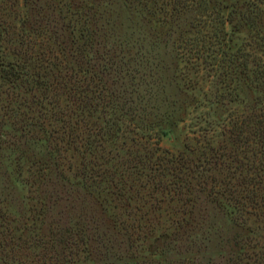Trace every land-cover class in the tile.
<instances>
[{"label":"trees","instance_id":"1","mask_svg":"<svg viewBox=\"0 0 264 264\" xmlns=\"http://www.w3.org/2000/svg\"><path fill=\"white\" fill-rule=\"evenodd\" d=\"M112 2L0 0V126L19 133L0 132V145L44 149L28 172L32 183L52 184L55 198L53 172L62 176L67 170L61 151H77L103 160L100 181L108 179L117 188L118 200L127 199L125 190L144 189L145 197L135 199L147 202L153 215L161 201L181 207L202 192L235 221L255 216L264 231V110L251 109L224 122L219 137L204 129L195 132L185 150L162 147V131L156 130L155 137L148 133L149 126L159 125L158 105L152 103L158 99L154 73L159 61L150 60L156 56L150 53L148 33L132 42L116 33ZM122 5L162 28L155 35L159 46L175 51L194 73L205 70L217 100L232 99L240 83L264 92V0H122ZM244 31L247 37L237 42L234 35ZM135 44L139 47L131 53ZM127 126L144 128L137 132ZM119 138L130 145L119 146ZM93 169L81 162L77 173L90 177ZM180 207L173 213L178 215ZM170 222L172 229L157 236L159 245L152 247V255L163 261L144 264H164L168 256L178 259L169 264H214L194 249L198 222L173 217ZM133 227L153 235L149 225ZM54 233L53 264H75L88 238L76 227H56ZM95 236L91 245L110 256L96 257L97 262L131 264L111 251L109 238ZM251 264H264V242Z\"/></svg>","mask_w":264,"mask_h":264},{"label":"rangeland","instance_id":"2","mask_svg":"<svg viewBox=\"0 0 264 264\" xmlns=\"http://www.w3.org/2000/svg\"><path fill=\"white\" fill-rule=\"evenodd\" d=\"M112 1L114 23L118 26L116 33L124 39L132 38L130 42L148 33L150 53L156 56L150 60L153 65L159 61L158 70L154 73L158 75L155 83L158 99L152 100L159 106V109L158 106L154 107L159 112V125L149 126L152 129H148V133L155 137L156 130L162 131V147L171 151L185 150V143L191 141L195 132L204 129L219 137L224 122L238 119L251 109L264 110V92L245 83L238 84L237 93L232 99L223 102L217 100L219 96L213 79L205 70L194 73L175 51L158 45L155 35L161 33V27L143 22L139 15L123 7L122 0ZM262 18L264 25V14ZM261 30L264 36V26H261ZM247 35L244 31L234 35V38L240 42ZM160 37L165 38L162 34ZM137 47L139 45L135 44L130 48L131 53ZM127 127L137 132H142L139 128H144ZM0 132L19 134L10 126H0ZM130 143L129 139L124 138L116 141L123 148H127ZM43 150L33 148V145L29 148L23 144L20 148L8 147L6 143L0 145V264H53L54 260L50 256L56 254V227L79 228L84 238H88L86 251L75 257V264H81L82 261L84 264H100L101 261L97 262L96 257L110 258L105 256L104 248L98 250L91 245L90 238L94 233L95 237L109 238L115 247L111 251L125 257L131 264H144L155 258L163 261L162 257L152 255V247L158 244L157 236L159 238L172 229L170 217L177 220L183 218V223L193 220L198 222L194 249L199 251L198 256L211 257L214 264H231L230 259L234 264H251L264 242L263 223L260 220L246 214L247 220L235 221L223 205L202 192L192 194L186 205L181 207L161 201L156 205L154 215L147 202L135 199L137 194L138 197H145L144 189L125 190L127 199L118 200L117 188L108 179L100 181L101 170L106 164L87 153L61 151L66 156L61 157V162L67 170L62 176H56L53 172L52 178H57L55 188L59 192H54L56 198L50 196L52 184L32 183L28 172ZM81 162L94 167L92 176L83 177L77 173V166ZM123 203L127 205L123 207ZM174 207L181 208L179 216L173 213ZM135 214L136 218H131ZM139 225H149L153 228V235L139 229L132 230L135 228L133 226ZM129 232L133 236H129ZM6 241L15 244L11 246ZM237 256L243 259L236 261ZM174 260L178 259L168 256L164 264Z\"/></svg>","mask_w":264,"mask_h":264}]
</instances>
